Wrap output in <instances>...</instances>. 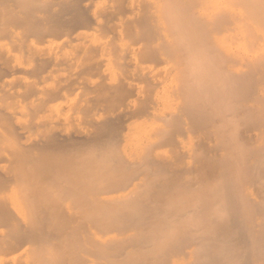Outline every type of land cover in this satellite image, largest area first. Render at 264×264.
<instances>
[{"label":"bare ground","instance_id":"6f19581e","mask_svg":"<svg viewBox=\"0 0 264 264\" xmlns=\"http://www.w3.org/2000/svg\"><path fill=\"white\" fill-rule=\"evenodd\" d=\"M0 264H264V0H0Z\"/></svg>","mask_w":264,"mask_h":264}]
</instances>
